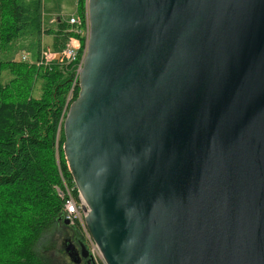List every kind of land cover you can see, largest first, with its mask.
Listing matches in <instances>:
<instances>
[{"label":"water","instance_id":"water-1","mask_svg":"<svg viewBox=\"0 0 264 264\" xmlns=\"http://www.w3.org/2000/svg\"><path fill=\"white\" fill-rule=\"evenodd\" d=\"M87 10L62 150L104 264H264V0Z\"/></svg>","mask_w":264,"mask_h":264},{"label":"trees","instance_id":"trees-1","mask_svg":"<svg viewBox=\"0 0 264 264\" xmlns=\"http://www.w3.org/2000/svg\"><path fill=\"white\" fill-rule=\"evenodd\" d=\"M76 13L83 16L84 0H76ZM42 14V0H0V264H47L37 244L58 225L85 238L78 223L63 222L62 199L55 189L61 183L59 171L72 182L62 150L63 122L78 93L72 79L85 40L81 37L73 61L35 65ZM55 24L43 30L51 37V49L60 51L73 33L66 20L58 17ZM20 39L29 44L35 39L34 61L12 56ZM37 82L40 93L35 97Z\"/></svg>","mask_w":264,"mask_h":264},{"label":"rangeland","instance_id":"rangeland-1","mask_svg":"<svg viewBox=\"0 0 264 264\" xmlns=\"http://www.w3.org/2000/svg\"><path fill=\"white\" fill-rule=\"evenodd\" d=\"M42 3V32L39 41L38 59L42 49H51V37L45 35V30L43 29L54 28L58 17L62 20H67L71 14H76V0H42ZM27 39H20L17 41L13 47L15 52L12 56L15 59H19L21 55L25 54L26 60L32 62L34 61L33 56L35 55L37 46L35 39L31 41V44H29V40ZM9 55L10 54L8 53L5 54V56ZM38 59L34 61L35 65ZM39 93V82H37V84H34L33 95L38 97ZM59 186H56L55 189ZM67 235L68 233L62 231V228L59 225L55 230L45 232L42 235L37 244V250L38 253L46 260L47 264H74L70 261L64 251V241ZM84 242L89 254H91L90 243H88L85 238ZM91 259L94 264H104L98 249L93 253V255L91 254Z\"/></svg>","mask_w":264,"mask_h":264},{"label":"built area","instance_id":"built-area-1","mask_svg":"<svg viewBox=\"0 0 264 264\" xmlns=\"http://www.w3.org/2000/svg\"><path fill=\"white\" fill-rule=\"evenodd\" d=\"M88 0H84V14L83 16L76 14H71L66 22L70 25L69 31L73 33V36L69 37L66 41L64 47L60 51H54L49 48L42 49L39 59L36 62L38 66L49 67L53 62L65 63L73 61L76 53L80 47V39L84 37L85 48L89 36V19L87 10ZM85 54V49L83 51V56ZM22 60H26V55H22ZM83 58V57H82ZM82 58L77 69L75 71L74 77L72 79V86L78 85V74L82 65ZM61 183L58 188H56L57 195L62 199V212L63 219L67 220L70 224H79L85 239L90 243V252L93 253L97 250L96 245L92 241L86 227L84 224V211L85 203L77 191V188L72 181L68 183L61 175L59 171ZM91 254L90 257H91Z\"/></svg>","mask_w":264,"mask_h":264},{"label":"flooded vegetation","instance_id":"flooded-vegetation-1","mask_svg":"<svg viewBox=\"0 0 264 264\" xmlns=\"http://www.w3.org/2000/svg\"><path fill=\"white\" fill-rule=\"evenodd\" d=\"M69 237H66L65 240H69L71 243L74 244V252L78 253V256H76V259H79V262L75 263L73 262L70 257L67 255V257L70 259V261L74 264H94L91 259H89V251L86 247L85 242L77 235L74 231L69 230L68 233ZM65 242V241H64ZM82 254L85 255L82 257Z\"/></svg>","mask_w":264,"mask_h":264}]
</instances>
